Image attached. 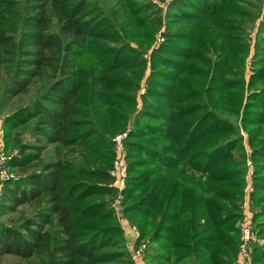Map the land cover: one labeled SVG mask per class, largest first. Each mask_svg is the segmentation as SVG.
Returning a JSON list of instances; mask_svg holds the SVG:
<instances>
[{
    "label": "trees",
    "instance_id": "obj_1",
    "mask_svg": "<svg viewBox=\"0 0 264 264\" xmlns=\"http://www.w3.org/2000/svg\"><path fill=\"white\" fill-rule=\"evenodd\" d=\"M251 1L0 0V108L36 88L1 122L17 149L7 165L19 174L4 182L0 210L32 213L0 223V257L133 264L117 224H100L114 190L113 138L126 132L125 193L143 226L150 217L149 259L176 264L187 251L202 264H233L243 168L227 163L241 138L216 98L244 102L243 127H258L249 135L260 207L251 262L264 264V8ZM260 16L245 78V24ZM31 121L27 142L14 131Z\"/></svg>",
    "mask_w": 264,
    "mask_h": 264
},
{
    "label": "rangeland",
    "instance_id": "obj_2",
    "mask_svg": "<svg viewBox=\"0 0 264 264\" xmlns=\"http://www.w3.org/2000/svg\"><path fill=\"white\" fill-rule=\"evenodd\" d=\"M251 2L256 3L255 0H252ZM262 4V8H264V0L260 2ZM261 6V5H260ZM252 10H255V7L249 6ZM261 20V16L256 19L253 22H247L245 24L246 27V40L248 44V52L245 57L244 61V75L245 78H248L250 74V68H251V61H252V53H253V43L255 39V33L257 30V25L258 22ZM162 31V28L155 34L154 41L149 47L148 51H150L151 47L154 45H157L158 42H161L162 39L160 38V32ZM150 45V44H149ZM147 51V52H148ZM144 57L147 59L148 58V53H145ZM144 84L145 80L143 79L141 82V87L139 90V93H143L144 90ZM35 89L31 87L30 91L24 95H20L14 99H12L8 106L6 108L1 107L0 108V131L2 132V139L5 144V139H4V129L1 125L3 115L6 114L7 112H10L14 108H16L19 105H23L31 101L34 96H35ZM211 103L213 104L215 111L218 115L224 117L228 121L232 122L233 125L236 127L237 131V136L241 138L239 146L233 151L231 160L230 162L227 163V165H234L236 164L237 166H242V181H243V186L237 190L238 195H240L237 204H238V210L240 211L241 215H239V219L235 221L236 228L238 231V238H239V243H240V235H241V225L245 219H250L251 220V225H252V232H253V240L256 238V226L254 223V213L255 210H260V207H255L253 206V200L251 198L252 193L254 192V186H253V167H254V162L252 159V147L251 143L249 141V135L250 131L254 134H256L255 130L258 128L257 126L254 125H249L248 129H245L240 121L242 110L244 109L243 103L242 106L238 107V104H234L231 102L227 103H221V101L217 100L216 98H211ZM240 110V111H238ZM238 111L237 114L232 113ZM33 123L32 121L29 124H26L24 126L18 127L17 132L18 136L20 139H23L27 142H32L35 139L31 137L30 134V129L32 127ZM259 134H261V141L264 140V125L259 127ZM257 132V133H258ZM120 133V132H119ZM116 133L114 136H116ZM214 138H211L209 143L218 141V137H216L215 140ZM12 140V136H11ZM51 148H53V145L47 146V151H44L42 157L46 159L50 158L51 155H48L51 151ZM6 153L7 155H14L17 153V149L15 148V145L12 144V141L9 142V145L6 146ZM47 152V153H46ZM127 150L125 147V156H126V162H127V168L129 161L127 160ZM9 172L16 176L19 174L17 170H12L8 166ZM135 172V171H134ZM188 178V177H186ZM192 180L188 178V183L191 182ZM127 186V185H126ZM126 186L124 190L122 191V194H118L117 190L113 188L114 190L112 191L111 196H105V198H108L110 201V207L108 210L109 215L106 219L102 220L100 224H117L121 231V236H122V245L123 248L128 252L129 257L133 264H157L155 261H151L149 259V236L151 232V222H150V217H148L149 222L146 223L143 226L144 219H141V217L135 216L132 211L128 209V206L132 203L134 198L128 199L125 193ZM223 187L230 188V186L227 185V183H222ZM144 192V191H143ZM165 200V198H163ZM238 211V212H239ZM32 213V209L29 207V205H23L18 207L16 211H8V212H1L0 210V223H16L21 215H30ZM239 213V214H240ZM231 234H234L233 231H230ZM263 239H260V242H263ZM252 242V241H251ZM239 243L237 246V253L235 256V259L233 261V264H237L238 262V255H239ZM121 244V243H120ZM181 251V250H179ZM185 252V251H183ZM190 252V251H188ZM249 253H250V264L251 262V243L249 246ZM194 255V257H193ZM184 257L177 262L176 264H202L200 262V259H198V256H196L195 253H187L183 255ZM196 256V257H195ZM201 258V257H200ZM0 264H38L37 259H22L18 256L14 255H3L0 257Z\"/></svg>",
    "mask_w": 264,
    "mask_h": 264
},
{
    "label": "built area",
    "instance_id": "obj_3",
    "mask_svg": "<svg viewBox=\"0 0 264 264\" xmlns=\"http://www.w3.org/2000/svg\"><path fill=\"white\" fill-rule=\"evenodd\" d=\"M2 131V130H1ZM0 131V191L4 182L8 181L11 178H14V175L11 174L8 170V161L10 155H7L5 144L2 139V132ZM126 137V132L117 134L113 138L114 142V156L112 165L110 168L111 175V186L117 190V193L120 195L126 186L127 179V162L125 156V147L123 139ZM253 240V232L251 220L245 219L241 225V235L239 243V255L237 264H250V253L249 246Z\"/></svg>",
    "mask_w": 264,
    "mask_h": 264
}]
</instances>
